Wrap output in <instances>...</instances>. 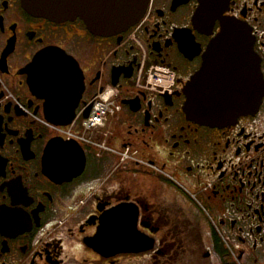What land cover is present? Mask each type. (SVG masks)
<instances>
[{"label": "flooded vegetation", "instance_id": "1", "mask_svg": "<svg viewBox=\"0 0 264 264\" xmlns=\"http://www.w3.org/2000/svg\"><path fill=\"white\" fill-rule=\"evenodd\" d=\"M200 3L150 0L137 24L102 36L81 18L53 21L0 0V264H69L73 255L78 264H264V97L224 125L183 109L222 19L249 25L264 73V0H211L195 20ZM52 48L82 71L76 104L49 82L70 72L34 61ZM104 93L113 112L83 126ZM72 107L85 153L73 176L70 157L46 153L54 137L66 139L46 115ZM118 206L136 209L148 246L103 256L87 239Z\"/></svg>", "mask_w": 264, "mask_h": 264}, {"label": "water", "instance_id": "2", "mask_svg": "<svg viewBox=\"0 0 264 264\" xmlns=\"http://www.w3.org/2000/svg\"><path fill=\"white\" fill-rule=\"evenodd\" d=\"M149 3L150 0H22L23 7L35 16L53 21L81 18L92 33L102 36L119 34L137 24ZM210 6L211 0H201L195 20L204 19ZM70 57L63 50L52 48L35 57L34 61H49L55 69L70 72L55 75L49 82L60 87H55V92L67 104H76L77 92L83 87V74L78 62ZM69 59H72L71 64ZM261 61L254 49V36L249 25L236 18L222 19L220 31L203 54L201 67L185 85L183 109L188 118L202 124L224 125L257 110L264 97ZM88 113L89 109L85 116ZM74 117L73 107L53 116L46 115L56 125H68ZM52 150L61 159L70 157L69 165L76 166L70 171L72 176L83 170L85 153L78 141L54 137L46 153ZM136 221V209L118 206L107 213L87 243L103 256L117 251L143 250L148 245L139 234Z\"/></svg>", "mask_w": 264, "mask_h": 264}, {"label": "built area", "instance_id": "3", "mask_svg": "<svg viewBox=\"0 0 264 264\" xmlns=\"http://www.w3.org/2000/svg\"><path fill=\"white\" fill-rule=\"evenodd\" d=\"M155 82H160V78H156ZM100 101H96L91 108L88 117H81L78 120L87 128H96L103 123L104 116L109 112H113L115 105L112 102V96L109 93H104L99 96ZM83 113V111H82ZM74 121L69 126L52 125L54 131L58 135H62L66 139L75 138L81 140L82 135L73 130Z\"/></svg>", "mask_w": 264, "mask_h": 264}, {"label": "rangeland", "instance_id": "4", "mask_svg": "<svg viewBox=\"0 0 264 264\" xmlns=\"http://www.w3.org/2000/svg\"><path fill=\"white\" fill-rule=\"evenodd\" d=\"M80 260L79 255H73L70 256L68 263L69 264H78ZM209 260L207 259H198L195 261H191V260H183L182 264H208ZM95 264H103L101 262L96 261Z\"/></svg>", "mask_w": 264, "mask_h": 264}]
</instances>
